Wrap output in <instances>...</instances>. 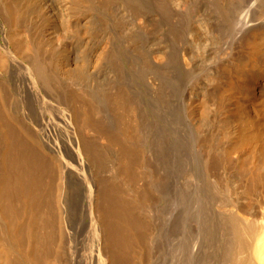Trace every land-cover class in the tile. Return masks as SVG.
Segmentation results:
<instances>
[{"label": "bare ground", "instance_id": "1", "mask_svg": "<svg viewBox=\"0 0 264 264\" xmlns=\"http://www.w3.org/2000/svg\"><path fill=\"white\" fill-rule=\"evenodd\" d=\"M251 2L0 0V264H264V144L234 113L205 134L189 88L208 42L190 35L235 36L239 68Z\"/></svg>", "mask_w": 264, "mask_h": 264}, {"label": "rangeland", "instance_id": "2", "mask_svg": "<svg viewBox=\"0 0 264 264\" xmlns=\"http://www.w3.org/2000/svg\"><path fill=\"white\" fill-rule=\"evenodd\" d=\"M250 5H249L250 10L249 8H247L244 15L252 16L256 14L258 17H262L261 15L263 14L262 18H264V6H262L260 2H251ZM252 10L255 11L253 12ZM191 13L195 15V9L192 8ZM247 32H248L247 38L252 37L256 39V42L254 46L251 45L249 48H247V50H245V54H243L242 57L239 54H235L236 59L241 58L239 60L240 61L239 68L236 66H228L225 63H222V58H224L227 53L232 54L231 50L234 47V45H236V41L234 40L235 36L233 37L232 34H230L229 36L228 35L220 36L219 33H216L215 36L216 37L218 36L217 43L218 44L220 43L218 45L217 43H215L216 39L215 38L212 39L211 37L213 36L212 34L208 35L207 33L206 34L203 33V31L196 30L195 33L192 34L193 37L190 35V37L193 38L192 40L195 41L196 43L200 41L199 39H201L202 41L205 40L207 37L206 42L208 41L210 43L213 40V42L210 44L212 45L213 43H215V46L216 45L218 46L215 47L214 44L213 46H209L210 44L208 42L207 43L204 42L207 45L206 46L207 49L209 47L211 48L207 50L205 45L204 46L202 45L201 46L202 48L200 47L201 49L199 48V50L194 48V52L197 54L192 53V55L193 54L194 56L199 55L198 56L199 59L196 56L193 57L197 59V62L195 60V65L198 68L200 67L199 68L200 71L198 70L199 73H196L195 76L197 77H192L193 80L192 79L190 80L191 82L189 83V88L191 91H194V93L196 92L195 94L197 96H201L200 95L201 93L202 95L203 94L206 95L208 93L207 96H205L206 98L205 100L211 106L210 107L211 114L209 116L210 117L209 125L207 126L206 129H204L205 131L204 133L205 134L210 133L214 129V127H217V123L220 122V125H222L229 116L235 117L234 114H236L237 117L236 119H238L236 121L239 123V126L242 129L243 136L249 142L248 144L249 149L247 148V146L246 149L250 151V149L252 148L250 151L252 154L254 148L258 147V145L260 146L264 144V27H258V28L255 27L254 29L251 28ZM203 34L205 35V38ZM194 36L195 37L198 36V37L195 38ZM200 36L203 37L201 38ZM247 38L243 40L244 45L241 43L242 48L247 47L245 41ZM208 39H210L211 41ZM213 47H215V49L217 48L216 49L217 52ZM240 48L239 50L241 51ZM202 49L204 50L202 51L204 53L201 52ZM213 49L215 50V52H212ZM195 50H198L199 52L198 51L196 52ZM237 51L235 52L237 53ZM201 54L204 55L201 56L203 57L202 59L204 60L200 58ZM207 55L209 57L211 55L212 56L209 59V57H206ZM201 61H203L204 63H202ZM199 62H201L202 65H200ZM217 75H219V77L222 78L220 80L221 89L218 92V94L216 92L212 93L215 87V83L213 82V79ZM192 87L194 89L196 87L197 88L194 90ZM217 109H220V111L219 114H216L217 115L216 118L215 117L216 115H214L213 112L216 111ZM176 119L178 124L183 128L184 127V125L182 124L183 119L181 120L180 115H177ZM193 119L195 121V118ZM186 123L189 126V133L191 135V139H190V144H187V146L183 147V152H187L190 155V157L194 162L196 172L202 174L204 172V169L197 147V141L199 137L194 133L193 131L194 129L191 128V124L188 122ZM206 138H207L206 143L211 141L209 140V137ZM201 141L202 140H200V142ZM250 141L253 143H251ZM200 142L198 143L199 147L201 146ZM224 142H225L224 144L222 143L223 148L226 147L228 148L229 147L228 142L230 141H228L227 139ZM202 143H205V141H203ZM243 149L246 151L244 144L242 143L233 145V147L230 149V156L228 157V161H223L226 169L225 175L226 177L230 176L232 182H235L237 177L239 176L238 171L235 168L234 164H235V160L239 156L240 152L243 151ZM250 152L247 153V156L248 154H250ZM218 155L219 158L221 159L219 151H218ZM227 208L233 209V207H227ZM246 218L249 217L246 216Z\"/></svg>", "mask_w": 264, "mask_h": 264}]
</instances>
